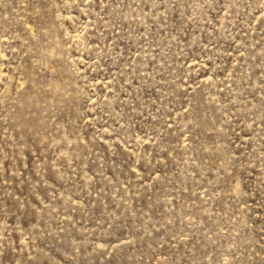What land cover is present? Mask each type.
Returning a JSON list of instances; mask_svg holds the SVG:
<instances>
[{
  "label": "rangeland",
  "instance_id": "rangeland-1",
  "mask_svg": "<svg viewBox=\"0 0 264 264\" xmlns=\"http://www.w3.org/2000/svg\"><path fill=\"white\" fill-rule=\"evenodd\" d=\"M0 264H264V0H0Z\"/></svg>",
  "mask_w": 264,
  "mask_h": 264
}]
</instances>
